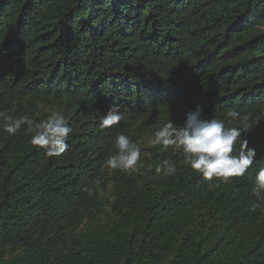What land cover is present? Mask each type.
Instances as JSON below:
<instances>
[{
	"label": "trees",
	"instance_id": "trees-1",
	"mask_svg": "<svg viewBox=\"0 0 264 264\" xmlns=\"http://www.w3.org/2000/svg\"><path fill=\"white\" fill-rule=\"evenodd\" d=\"M114 104L124 119L101 129ZM198 104L226 127L228 107L250 113L245 177L210 187L149 143ZM2 110H59L74 131L48 157L0 122V264H264V0H0ZM121 132L138 173L105 166Z\"/></svg>",
	"mask_w": 264,
	"mask_h": 264
},
{
	"label": "clouds",
	"instance_id": "clouds-1",
	"mask_svg": "<svg viewBox=\"0 0 264 264\" xmlns=\"http://www.w3.org/2000/svg\"><path fill=\"white\" fill-rule=\"evenodd\" d=\"M203 111V105H196L185 113L182 125L167 120L154 132L149 143L164 151L169 148L180 151L184 156L183 164L208 182L210 187L245 177L253 168L257 156L256 150L248 146V140L242 135L254 126L250 123V113H243L237 105L228 107L226 116L238 121L239 126L226 127L224 119L215 116L203 118ZM123 119L119 105L114 104L100 118L99 127L110 129L118 126ZM0 122H3V131L10 136H15L23 128L30 134V144L48 157L63 155L69 148L68 141L74 131L69 120L59 110L39 120L27 114L13 115L2 110ZM113 144L116 151L107 156L105 166L129 174L138 173L142 166V152L137 143L121 132L114 138ZM154 172L162 176L174 175L175 163L164 159ZM253 180V195L257 201L264 200V167L255 171Z\"/></svg>",
	"mask_w": 264,
	"mask_h": 264
}]
</instances>
